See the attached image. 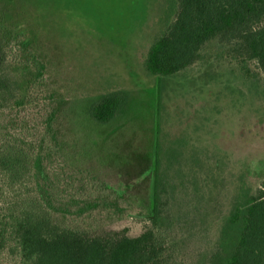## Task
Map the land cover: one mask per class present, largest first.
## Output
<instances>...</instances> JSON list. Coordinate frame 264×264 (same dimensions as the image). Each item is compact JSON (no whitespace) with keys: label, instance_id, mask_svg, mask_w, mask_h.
Segmentation results:
<instances>
[{"label":"rangeland","instance_id":"1","mask_svg":"<svg viewBox=\"0 0 264 264\" xmlns=\"http://www.w3.org/2000/svg\"><path fill=\"white\" fill-rule=\"evenodd\" d=\"M176 8L0 0V129L40 156L44 175L29 188L56 220L132 237L151 210L157 142L176 219L166 264H220L234 204L263 180L264 71L242 42L216 37L188 68L150 74L148 51ZM108 96L121 106L103 124L90 111ZM0 264L10 263L2 255Z\"/></svg>","mask_w":264,"mask_h":264},{"label":"trees","instance_id":"2","mask_svg":"<svg viewBox=\"0 0 264 264\" xmlns=\"http://www.w3.org/2000/svg\"><path fill=\"white\" fill-rule=\"evenodd\" d=\"M216 37L242 42L264 71V0H177L173 21L148 51L146 69L158 77L177 74ZM120 106L117 96H108L90 114L108 123ZM42 164L35 150L20 146L0 129V256L10 264L167 263L176 219L164 201L168 190L159 170L157 142L151 210L145 228L134 237L126 230L83 232L56 220L45 197L29 188L43 177ZM259 176L263 180L256 195L244 194L223 227L220 264H264V166Z\"/></svg>","mask_w":264,"mask_h":264}]
</instances>
